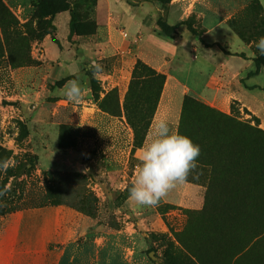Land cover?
Listing matches in <instances>:
<instances>
[{"label": "rangeland", "instance_id": "rangeland-1", "mask_svg": "<svg viewBox=\"0 0 264 264\" xmlns=\"http://www.w3.org/2000/svg\"><path fill=\"white\" fill-rule=\"evenodd\" d=\"M39 1L0 0V159H7L10 165L7 173L0 175V189H7L0 216L45 204L44 180L50 173L84 172L93 181L90 187L98 184L99 196L103 197L99 203L100 210L116 212L108 214L112 217L111 225L126 226L129 220L136 221L141 215L149 217L150 228L139 229L137 242L135 240L132 245L134 253L142 255L147 263L163 264L164 256L168 255L176 258L178 264H192L170 249L168 242L176 248L180 240L193 251L210 256V264H225L224 258L228 254L222 246L218 248L219 244L234 247L239 240V229L230 232L226 229L225 238L220 235L214 238L212 233L204 232L201 226L206 224L200 225V215L193 212L201 209L203 204L192 202L193 199L190 201L187 196L182 202L175 201L172 191L152 207H140L129 200L128 188L135 175L137 160L134 152L128 153V148H125L130 125L126 121L123 104L131 74L128 77L125 72H115V67L121 66L120 57L115 55L95 62L81 60V73L77 75H68L60 80L49 77L50 71L41 66V42L47 34L54 37L55 26L50 16H42L43 4ZM75 8L84 21V25L76 29L88 34L92 30L93 4L82 0ZM234 22L243 34L253 36L254 42L255 33L264 35V20L255 0L249 2ZM184 24L196 34V30L186 22ZM62 30L63 26L59 29L60 36ZM21 37L27 39L24 41ZM24 51L30 63L13 66V59ZM93 63L102 65V72L93 75L90 70ZM77 78L83 89V98L79 103H71L60 90L69 80ZM260 80H264L262 76ZM112 89L116 90L121 116L102 111L99 107V102ZM106 106L111 111L115 110L114 101ZM190 107L193 115L187 128L183 124L182 135L200 146V155L197 166L190 170L186 180L207 187V182L212 179L213 200L225 206L227 201L229 207L236 208L241 203L240 197L229 194L233 191L230 189H227V194H220L217 187L224 185L225 177L235 178L237 167L240 169V165L230 167L227 160L243 157L244 151L238 148L243 147L247 139L256 137L247 125L264 133V107L258 109L257 115L246 116L248 111H243L235 101L231 115L225 117L198 104ZM60 134L63 136L62 144L67 148H59ZM239 160L241 164L242 159ZM225 172H230V175L224 176ZM225 184L232 186L228 180ZM249 208L264 212L259 203L251 204ZM253 226L250 225L246 233L254 232ZM196 233L202 238L199 239ZM206 237L215 241V246L209 245L207 251L201 245ZM251 260L244 261V264H264V255L255 253Z\"/></svg>", "mask_w": 264, "mask_h": 264}, {"label": "crops", "instance_id": "crops-1", "mask_svg": "<svg viewBox=\"0 0 264 264\" xmlns=\"http://www.w3.org/2000/svg\"><path fill=\"white\" fill-rule=\"evenodd\" d=\"M131 1L96 0L88 34L70 36V12L56 13L55 40L47 34L41 42V66L49 77L77 75L81 60L115 55L121 62L115 72L129 77L136 60H142L166 77L147 134L160 119L170 121L179 134L184 123L187 128L192 116L188 112L183 119L187 96L223 115H231L235 101L246 116L264 107V68L257 70L253 61L254 41H244L230 23L251 0ZM256 1L264 12V0ZM159 18L176 26L172 39L158 33ZM127 130L125 148L131 153L133 133ZM139 149L133 153L135 168ZM91 182L84 172H52L44 180L45 204L0 216V264H152L132 250L139 229L150 228L149 217L111 225L108 214L116 212L100 210L103 197ZM170 191L175 201L187 196L202 206L206 187L186 180Z\"/></svg>", "mask_w": 264, "mask_h": 264}, {"label": "trees", "instance_id": "trees-1", "mask_svg": "<svg viewBox=\"0 0 264 264\" xmlns=\"http://www.w3.org/2000/svg\"><path fill=\"white\" fill-rule=\"evenodd\" d=\"M64 3H61L60 0H40L39 2L42 3L43 13L41 12L42 16L45 18L46 16H50L51 21L56 13L68 10L71 14L70 20V36L73 34H82L79 32L76 27L83 26L84 21L80 19L79 14L76 10V5L82 0H63ZM85 2H92L95 3L96 0H83ZM131 1V0H130ZM135 2L139 1H154L161 3L162 5H166L169 3L170 0H132ZM131 1V3H132ZM257 4V8L259 11L260 17L264 20V12L258 2L255 0ZM251 5H255V3H251ZM246 12V10L244 11ZM76 16L78 17L76 20ZM235 19L231 20L230 23L233 27H236L234 22ZM92 24V23H91ZM158 25V33L163 35L166 38L172 39L174 37L175 28L176 26H171L167 24V22L159 18L157 20ZM194 32L193 30H190ZM237 33L244 41H251L253 36H246L243 34L240 29L237 28ZM32 35V33L30 32ZM84 34V33H83ZM260 36H264L261 34H254L255 40H257ZM54 38V37H52ZM21 40L27 39V37H21ZM255 63L256 69L263 67L264 68V56H260L258 54L257 49L255 48V57L253 58ZM30 63V58L26 51L22 52L20 55L13 59V66L28 64ZM165 74L156 71L154 68L146 64L140 59H137L134 67L131 72V80L128 85L127 92L124 98L123 110L124 115L126 118L127 123L130 125L133 131V146L132 152L135 151L136 148H139L143 145L145 140L147 131L151 124L153 115L157 108V104L163 89V85L165 83ZM92 88L94 86L92 85ZM110 101H114L115 103V110L111 111L107 108L106 105ZM198 104L205 108H208L210 111L215 112L213 109L205 106L201 102L197 101L193 97L187 96L184 102V114L183 119L185 118L184 115L188 114L190 111V105ZM99 107L102 111L111 113L113 115H122V111L119 108V101L117 98L116 90L112 89L109 93L105 95V97L99 102ZM189 109H188V108ZM217 113V112H215ZM222 116L221 113H217ZM193 115V114H191ZM192 117V116H191ZM229 118V117H228ZM233 118V117H232ZM188 121L190 119L187 118ZM249 129L255 133L256 137L249 138L246 141V144L243 143V147L238 148L239 144L236 143V147L244 151L243 157H235V160L228 159V164L230 163V167L239 166L240 169L237 167V173L235 178L232 180L228 177L224 179V185L217 187L219 189V193L227 194V189L233 190L229 192V194L233 193V196L240 197V204L236 208L229 207L226 201V206L223 205L220 201H214L211 194V182L210 179L207 182L205 197L203 206L201 209L197 211H193L196 214L200 215L201 223L206 224L202 225L204 232L212 233L213 237L215 238L216 235H220L223 238L224 232L228 229L227 232L232 231V229H239L240 232L238 243L229 248L228 245H220L218 248L223 247L222 250L225 248V252H227V256H223L225 264H244V261H250L255 253L260 255H264V212L251 210L249 207L251 204L259 203L262 207H264V133L261 129L257 127H251V125H247ZM65 128H67L65 126ZM69 128V127H68ZM185 130V129H184ZM186 131V130H185ZM183 129H181L180 134H182ZM212 137V136H211ZM63 136L62 134L59 135V148H67L65 144H62ZM248 142V143H247ZM226 148V147H225ZM223 149V148H222ZM230 158V157H229ZM242 159V163L240 164V160ZM237 164H236V163ZM208 165H211L210 163ZM225 167H228L227 165ZM231 173L233 170L229 168ZM223 170V169H222ZM236 169L234 170V172ZM229 173L225 172L224 176H229ZM233 175V174H232ZM229 181L232 186H226V181ZM220 183V182H219ZM215 192V191H214ZM213 193V192H212ZM214 194V193H213ZM47 199L48 195L46 193ZM171 208V207H170ZM250 225H254V232L246 233L247 228ZM200 233V232H199ZM196 233V236L201 239L202 235ZM202 234V232H201ZM212 238V237H211ZM205 242L201 244L203 248L207 251L209 245L215 246L214 239H210V237H206L203 239ZM179 241V247H174L173 243L168 242L169 247L171 250H174V253L178 255L179 258L189 261L192 264L194 262L198 264H210V256L202 255L197 253V251H193L188 247L186 243ZM221 257V256H220ZM169 258V259H168ZM252 261V260H251ZM163 264H178L176 258L168 255L164 256Z\"/></svg>", "mask_w": 264, "mask_h": 264}, {"label": "clouds", "instance_id": "clouds-1", "mask_svg": "<svg viewBox=\"0 0 264 264\" xmlns=\"http://www.w3.org/2000/svg\"><path fill=\"white\" fill-rule=\"evenodd\" d=\"M254 46L260 56H264V36H260ZM93 75L102 72V65H90ZM60 93L71 103H79L83 89L77 79L69 80ZM138 164L128 198L140 207L156 206L170 190L183 184L191 169L197 166L200 146L191 138L174 131L170 121L160 119L153 123L147 138L139 149ZM9 161L0 159V175L6 174ZM7 189H0V206Z\"/></svg>", "mask_w": 264, "mask_h": 264}]
</instances>
